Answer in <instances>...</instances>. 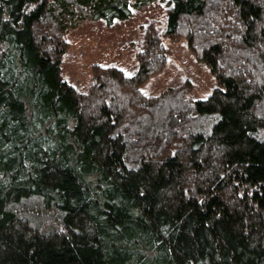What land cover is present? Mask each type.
Instances as JSON below:
<instances>
[{
	"label": "trees",
	"instance_id": "16d2710c",
	"mask_svg": "<svg viewBox=\"0 0 264 264\" xmlns=\"http://www.w3.org/2000/svg\"><path fill=\"white\" fill-rule=\"evenodd\" d=\"M156 2L209 97L144 96L154 27L134 76L64 81L62 35ZM0 264H264V0H0Z\"/></svg>",
	"mask_w": 264,
	"mask_h": 264
},
{
	"label": "rangeland",
	"instance_id": "374dc122",
	"mask_svg": "<svg viewBox=\"0 0 264 264\" xmlns=\"http://www.w3.org/2000/svg\"><path fill=\"white\" fill-rule=\"evenodd\" d=\"M167 11L165 2H156L134 10L128 19H115L111 25L102 19L88 20L62 35L68 46L62 60L64 81L79 92L91 93L97 84L106 81L103 68L120 69L124 75L134 76L140 66V56L150 41L151 34H148L154 27L153 33H158L161 45L168 53L167 61L161 71L149 76L140 87L144 96L159 97L170 87L189 84L191 98L209 97L218 81L192 50L184 34L166 35ZM114 82L107 80V84H115L106 97L107 101L125 95L122 84Z\"/></svg>",
	"mask_w": 264,
	"mask_h": 264
}]
</instances>
